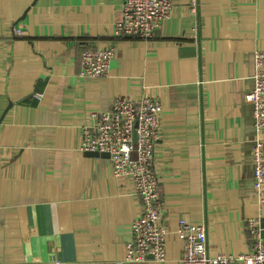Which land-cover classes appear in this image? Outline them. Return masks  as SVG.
I'll list each match as a JSON object with an SVG mask.
<instances>
[{
  "label": "crops",
  "instance_id": "1",
  "mask_svg": "<svg viewBox=\"0 0 264 264\" xmlns=\"http://www.w3.org/2000/svg\"><path fill=\"white\" fill-rule=\"evenodd\" d=\"M123 2L0 0V264H157L124 260L140 200L132 178L79 149L82 128L119 95L163 107V264H181V218L205 225L211 254L252 249L245 223L264 218V195L245 95L264 50V0H196L194 10L173 0L148 39L114 36ZM107 46L109 75L80 77L82 48Z\"/></svg>",
  "mask_w": 264,
  "mask_h": 264
},
{
  "label": "built area",
  "instance_id": "2",
  "mask_svg": "<svg viewBox=\"0 0 264 264\" xmlns=\"http://www.w3.org/2000/svg\"><path fill=\"white\" fill-rule=\"evenodd\" d=\"M195 9L196 0H191ZM173 0H124L121 17L116 22L115 37L151 38L162 27L173 10ZM20 33V30H18ZM82 78L109 75L116 56L113 46L88 48L81 52ZM253 88L245 95L253 106L256 135L252 150L254 179L259 196L264 195V50L254 54ZM39 99L43 92L35 94ZM162 104L150 94L139 100L116 96L109 107L95 112V123L83 127L79 149L83 152H107L115 178L131 177L134 193L140 198L139 208L125 242L124 260L128 262L167 260L166 243L169 229L161 221L163 202L160 181L155 169V149L162 137ZM136 136V140H135ZM264 218L249 217L245 227L253 242L252 249L242 254H211L206 227L181 218L177 233L183 237L181 264H264Z\"/></svg>",
  "mask_w": 264,
  "mask_h": 264
},
{
  "label": "water",
  "instance_id": "3",
  "mask_svg": "<svg viewBox=\"0 0 264 264\" xmlns=\"http://www.w3.org/2000/svg\"><path fill=\"white\" fill-rule=\"evenodd\" d=\"M135 140H136V136H135ZM93 153H101V154H107L108 156H109V154L107 153V152H93ZM262 225H264V224H262Z\"/></svg>",
  "mask_w": 264,
  "mask_h": 264
}]
</instances>
